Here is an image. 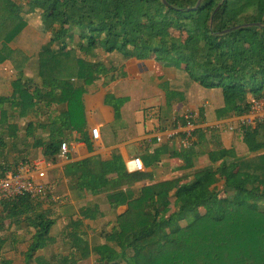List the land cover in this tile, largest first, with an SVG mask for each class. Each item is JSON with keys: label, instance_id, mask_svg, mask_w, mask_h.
Listing matches in <instances>:
<instances>
[{"label": "trees", "instance_id": "16d2710c", "mask_svg": "<svg viewBox=\"0 0 264 264\" xmlns=\"http://www.w3.org/2000/svg\"><path fill=\"white\" fill-rule=\"evenodd\" d=\"M29 28L49 36L38 54L39 78L62 81L64 87L47 92L30 80L13 81L12 89L18 91L13 117L39 118L45 108L65 105L69 123H49L45 136L36 140L35 148L52 163L61 154L64 131L85 132L86 97L102 81L79 57L80 49L99 47L126 60H177L179 65L171 64L176 81L161 85L168 103L181 95L184 99L195 85L221 89L227 103L251 98L243 114L264 99V0H0V65L15 72L27 67L31 54L21 40ZM5 103L0 96V108ZM123 103L112 94L105 97L116 120ZM193 123H203L202 111ZM35 126L31 122L30 131ZM194 146L184 152L189 167L196 158ZM226 157L223 153L216 173H198L182 185L171 180L143 187L115 222V237L125 246L122 253L91 246L76 232L65 235L63 242L74 255H93L100 264H264V155ZM104 171L118 177L126 172L122 160L114 157L68 165L64 174L75 190L94 193L91 173ZM251 178L257 189L249 187ZM220 181L225 182L222 191L217 189ZM48 200L26 194L0 203V229L7 223L8 228L15 226L9 233L11 250L25 244L23 264H52L44 252L57 243L58 226L43 209ZM99 213L93 206L81 216L94 219ZM21 231L28 240H20ZM0 264L12 263L1 256Z\"/></svg>", "mask_w": 264, "mask_h": 264}, {"label": "crops", "instance_id": "0c3cea01", "mask_svg": "<svg viewBox=\"0 0 264 264\" xmlns=\"http://www.w3.org/2000/svg\"><path fill=\"white\" fill-rule=\"evenodd\" d=\"M30 29L24 34L21 46L32 58L31 49L35 52L38 49L24 44ZM37 34L44 37V43L39 47L35 63L30 59L21 72L13 71L8 64L0 65V96L6 98L5 105L0 108V125L4 127L0 132V170L6 175L19 173L26 176V165L42 160L40 167L47 174V182L54 185L57 195L66 198L63 206L51 200L43 205V209L57 219V243L44 252L52 264H100L93 255L73 254L63 242L70 232L85 236L91 246L106 245L122 253L125 246L115 237V222L118 216L127 212L128 203L143 187L171 180L182 185L198 173H216L224 160L223 153H227L228 160L264 155V123L241 126L243 113L240 112L251 98L244 103H227L222 92L221 96L216 93L208 97L202 87L195 85L184 99L181 95L168 103L161 85L176 81L173 65L152 58L126 60L121 53L109 54L94 47L77 50L87 66L102 75V81L93 86L86 97V130L82 133L64 131L68 155L63 157L61 151L57 162L52 163L43 156L42 149L35 148L36 140L45 136L49 123L56 126L69 123L65 105L45 108L39 118L20 120L13 117V106L18 104V91L11 86L13 81L30 80L36 88L47 92L64 87L62 81L39 78L38 54L47 45L49 36ZM109 94L124 100L118 120L113 109L105 105V97ZM201 111L203 123L196 126L198 132L194 143L196 158L193 167H189L184 159L188 147L183 143L186 139L183 122L188 121L190 114L200 116ZM31 122L37 126L30 131ZM95 128L100 130L97 151L88 143L92 140L90 132ZM158 137L162 138L161 143L157 141ZM114 157L122 160L126 172L122 177L109 171L91 173L94 193L75 190L65 177L68 165L91 159L109 161ZM135 158L142 161L143 172L134 170L132 161ZM248 183L249 187L258 188L255 179L251 178ZM224 188L225 182L220 181L217 189L222 191ZM93 206L100 209L96 218L81 216L86 208ZM9 229L15 232V226ZM24 239L28 240V236L21 231L20 240Z\"/></svg>", "mask_w": 264, "mask_h": 264}, {"label": "built area", "instance_id": "2783aa9c", "mask_svg": "<svg viewBox=\"0 0 264 264\" xmlns=\"http://www.w3.org/2000/svg\"><path fill=\"white\" fill-rule=\"evenodd\" d=\"M196 119L194 114H190L188 117V124L185 126L184 134L186 136L184 146L192 147L195 140L196 125L193 121ZM264 123V99L254 102L250 110L241 116V126L247 127L255 123ZM91 145L93 150L99 149L100 130L95 128L91 130ZM157 141L161 143L162 138L158 137ZM62 156L68 155V147L63 144L61 147ZM42 160L32 162L26 165L27 174L22 176L19 173L0 176V203L1 202H13L18 200L24 195H30L34 198H48L54 201L57 205L63 206L66 204V198L62 195L55 193V187L53 184L47 182V174L40 167ZM134 170L137 172H143L144 166L139 158H135L133 161Z\"/></svg>", "mask_w": 264, "mask_h": 264}, {"label": "rangeland", "instance_id": "374dc122", "mask_svg": "<svg viewBox=\"0 0 264 264\" xmlns=\"http://www.w3.org/2000/svg\"><path fill=\"white\" fill-rule=\"evenodd\" d=\"M44 43V37L41 35H38L37 33L34 32V29H30L29 34L27 35V37L24 39V44L26 46H28V44H30V47H35L36 49L39 50V47L42 46V44ZM38 50L31 49L32 52V58H31V62H36L37 60V52ZM168 64H174V65H179V62L177 60H171L166 62ZM126 72V70H125ZM103 73V71H102ZM203 92L208 94V97H211L209 95H216V93L221 96V89H215V90H209V89H205L202 88ZM221 94V95H220ZM3 128L0 125V132H3ZM234 127L231 128V130H233ZM236 130V128H235ZM240 132V130H238ZM262 204H264V201L261 202ZM8 224V223H7ZM6 224L5 227L0 229V257L1 256H5L7 258V260H11L14 264H23V258L26 252V246L24 243H20L19 245L16 246L15 251L11 250V247H13L14 245L12 244L13 242L11 241L12 235L9 234V228L8 225Z\"/></svg>", "mask_w": 264, "mask_h": 264}]
</instances>
